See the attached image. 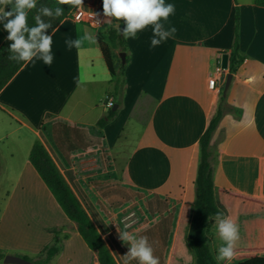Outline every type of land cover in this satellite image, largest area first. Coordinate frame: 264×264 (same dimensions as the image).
<instances>
[{
    "label": "crops",
    "instance_id": "0c3cea01",
    "mask_svg": "<svg viewBox=\"0 0 264 264\" xmlns=\"http://www.w3.org/2000/svg\"><path fill=\"white\" fill-rule=\"evenodd\" d=\"M165 3L175 11L161 20L163 30L176 32L156 47L152 25L127 39L123 99L105 127L98 122L108 112L113 86L98 37L108 42L115 20L99 28L63 20L51 33L52 64L34 58L0 92V120L10 127L5 137L28 144L29 152L40 141L81 204L87 195L99 202L103 214L85 210L102 238L95 218H104L107 200H132L156 218L146 236L166 233L172 246L184 204L196 200L199 142L218 107L223 116L209 145L215 192L225 188L264 200V7L255 0ZM81 7L99 9L103 0H83ZM236 27L243 62L226 92L229 68L211 89L217 64L233 52ZM86 32L95 43L68 48L66 41ZM7 36L0 23V46ZM113 53L119 65L122 52Z\"/></svg>",
    "mask_w": 264,
    "mask_h": 264
},
{
    "label": "trees",
    "instance_id": "16d2710c",
    "mask_svg": "<svg viewBox=\"0 0 264 264\" xmlns=\"http://www.w3.org/2000/svg\"><path fill=\"white\" fill-rule=\"evenodd\" d=\"M255 3L264 7V0H255ZM42 5L53 10L56 6L64 9V15L59 18L41 17L45 22H50L52 25L51 28L46 30L48 35H51L63 20L69 18L71 11L77 8L67 5H56L55 0H37V9L30 11L28 14L29 27L35 26L33 17ZM116 23L120 24V29L122 30L123 21H115ZM98 40L100 50L112 77L110 84L113 86V90L110 95L114 98L115 104H121L126 84L125 70L130 61L127 54V40L117 33L115 25L108 31V42H104L100 36ZM12 43V41L6 39L0 46V92L26 64L23 61L16 62L8 59L9 56L15 55L10 51ZM116 49L126 53L124 64L122 60H120L119 65L115 64L113 51ZM242 62L243 57L240 54L236 27L233 52L229 59L230 72L235 73ZM118 112V109L115 111L113 108L108 109L106 116L98 122V126L101 128L105 127L118 115ZM222 116L223 111L218 107L200 139L196 200L193 205L184 204L182 208L168 264H217L214 257L222 243L216 228V213L218 211L236 222L239 227L240 237L236 244L235 257L231 261H221L219 264H264V200L225 188L219 189L217 193L215 192L209 145ZM29 162L67 218L76 224L77 231L87 247L91 251L96 252L98 263L118 264L51 155L38 140L35 141L30 151ZM210 216L212 219H209ZM148 240L154 249V256L159 258L160 264H166L168 258L166 241H163L161 237H148ZM57 244L58 238L55 237L54 243L45 248L44 254L36 261L27 256L24 258L35 264H50L59 253ZM4 257L5 255L0 253V260H4ZM130 264H139V262L130 260Z\"/></svg>",
    "mask_w": 264,
    "mask_h": 264
},
{
    "label": "rangeland",
    "instance_id": "374dc122",
    "mask_svg": "<svg viewBox=\"0 0 264 264\" xmlns=\"http://www.w3.org/2000/svg\"><path fill=\"white\" fill-rule=\"evenodd\" d=\"M9 131L10 127L0 120V138H5L0 140V253H19L36 261L57 237L59 253L50 264H99L94 257L96 253H91L80 238L76 224L67 218L31 167L28 144L16 143L13 136L6 138ZM86 197L88 201L84 200L83 207L93 216H99L103 212L97 207L99 202ZM106 197L109 199L110 196ZM107 201L109 205L104 208L107 212L104 218L95 219L101 220L103 238L111 253L119 264H124L129 245L120 239L117 229L123 231L128 225L127 230L137 237L146 236L156 218L150 216L143 205L133 207L132 200ZM133 212L145 213L146 217L137 218ZM161 239L166 241L169 249L170 237L164 233ZM0 264H4L3 259Z\"/></svg>",
    "mask_w": 264,
    "mask_h": 264
},
{
    "label": "clouds",
    "instance_id": "9594fccd",
    "mask_svg": "<svg viewBox=\"0 0 264 264\" xmlns=\"http://www.w3.org/2000/svg\"><path fill=\"white\" fill-rule=\"evenodd\" d=\"M56 5H67L72 7L83 6V0H55ZM11 6L10 11L5 8ZM37 9V0H0V23L4 30L8 32L7 39L13 43L10 51L15 55L8 57L16 62H32L34 58L42 59L44 64L51 65L52 55V35L46 34V30L51 28L50 22H45L41 17L59 18L64 15V9L56 6L53 9L41 6L37 14L33 17L35 26L29 27L28 14ZM175 11L173 4H166L165 0H103L104 22L111 24L113 20L123 21L125 27L121 30L120 24H115V29L125 40L135 38L139 31L149 25L152 28L153 38L151 46H158L162 40L173 36L175 27H170L167 31L161 20L167 21L169 16ZM95 23H101L99 14H90ZM160 37L156 39L155 37ZM95 43V36L86 32L82 37L73 41H66L68 48L80 49L85 43ZM223 217V218H222ZM209 219H212L210 216ZM216 228L220 241L214 259L217 264L221 261H231L235 257V249L239 240V227L230 217H225L223 213H216ZM125 230L119 232L120 239L129 245V251L124 255V264H129L130 260H137L139 264H160L159 258L154 256V249L149 243L147 236L137 237L129 232L125 225Z\"/></svg>",
    "mask_w": 264,
    "mask_h": 264
},
{
    "label": "built area",
    "instance_id": "2783aa9c",
    "mask_svg": "<svg viewBox=\"0 0 264 264\" xmlns=\"http://www.w3.org/2000/svg\"><path fill=\"white\" fill-rule=\"evenodd\" d=\"M91 13H97L99 14V19L101 20V23L97 24L91 17ZM69 18H71L73 21L77 23H83L89 26H92L94 28H99L103 25L104 20L106 19L103 16V7L99 9H89L86 7H79L75 8L71 11ZM229 68V65H228ZM228 72V69H224L222 66V60L219 61L215 68V74L214 76L209 80V87L211 89H215V86L217 85V82L220 78H226V74ZM105 106L107 109H112L115 106L114 98L111 95H107Z\"/></svg>",
    "mask_w": 264,
    "mask_h": 264
},
{
    "label": "water",
    "instance_id": "95a60500",
    "mask_svg": "<svg viewBox=\"0 0 264 264\" xmlns=\"http://www.w3.org/2000/svg\"><path fill=\"white\" fill-rule=\"evenodd\" d=\"M125 23L123 22V27L122 29L125 27ZM120 58L122 59V63L124 64L125 63V59H126V53L122 52L120 53ZM228 65H229V55L228 54H225L223 55V58H222V66L224 69H228ZM233 79V75L232 73H228L227 74V79H226V84H225V92L227 91V89L229 88L230 84H231V81ZM118 109V105L116 104L114 107H113V110H117ZM3 262L5 264H35L34 262L30 261V260H27L23 257H20V256H14V255H6L4 257V260Z\"/></svg>",
    "mask_w": 264,
    "mask_h": 264
}]
</instances>
